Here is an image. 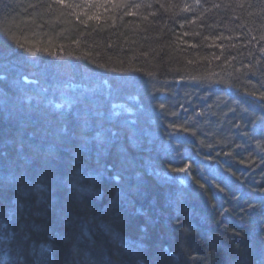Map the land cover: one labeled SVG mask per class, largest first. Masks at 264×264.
I'll list each match as a JSON object with an SVG mask.
<instances>
[{
    "label": "trees",
    "instance_id": "1",
    "mask_svg": "<svg viewBox=\"0 0 264 264\" xmlns=\"http://www.w3.org/2000/svg\"><path fill=\"white\" fill-rule=\"evenodd\" d=\"M0 226V264H264V0H0Z\"/></svg>",
    "mask_w": 264,
    "mask_h": 264
},
{
    "label": "rangeland",
    "instance_id": "2",
    "mask_svg": "<svg viewBox=\"0 0 264 264\" xmlns=\"http://www.w3.org/2000/svg\"><path fill=\"white\" fill-rule=\"evenodd\" d=\"M129 103L117 104L115 107H113V111H116V109H117L118 112L123 111V112H126L128 114H134L135 112H137V109L134 106H132L131 103L130 104ZM182 176H186L185 173H181V174L177 175V177L180 180H183V179H181Z\"/></svg>",
    "mask_w": 264,
    "mask_h": 264
},
{
    "label": "bare ground",
    "instance_id": "3",
    "mask_svg": "<svg viewBox=\"0 0 264 264\" xmlns=\"http://www.w3.org/2000/svg\"><path fill=\"white\" fill-rule=\"evenodd\" d=\"M0 228H3V227H1L0 226ZM4 228H6V226H4ZM7 238V237H6ZM6 244H7V250L10 252V253H12L13 254V249L11 248V245H10V242H6ZM14 256V255H13ZM17 263V262H16ZM15 263V264H16Z\"/></svg>",
    "mask_w": 264,
    "mask_h": 264
},
{
    "label": "snow or ice",
    "instance_id": "4",
    "mask_svg": "<svg viewBox=\"0 0 264 264\" xmlns=\"http://www.w3.org/2000/svg\"><path fill=\"white\" fill-rule=\"evenodd\" d=\"M163 107V106H161ZM185 169L181 168V169H174V171H180V172H183Z\"/></svg>",
    "mask_w": 264,
    "mask_h": 264
}]
</instances>
